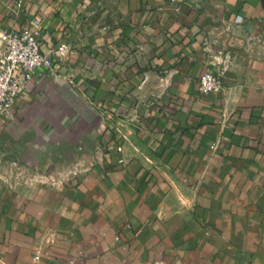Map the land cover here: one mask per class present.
Masks as SVG:
<instances>
[{
	"label": "crops",
	"instance_id": "0c3cea01",
	"mask_svg": "<svg viewBox=\"0 0 264 264\" xmlns=\"http://www.w3.org/2000/svg\"><path fill=\"white\" fill-rule=\"evenodd\" d=\"M22 28L50 66L0 135L56 180L0 201L6 260L264 264V0H0Z\"/></svg>",
	"mask_w": 264,
	"mask_h": 264
},
{
	"label": "built area",
	"instance_id": "2783aa9c",
	"mask_svg": "<svg viewBox=\"0 0 264 264\" xmlns=\"http://www.w3.org/2000/svg\"><path fill=\"white\" fill-rule=\"evenodd\" d=\"M0 44V121H3L20 99L26 83L39 69L49 67L50 60L42 51L37 33L30 28L0 31ZM68 50L67 44L58 47L61 56H65ZM199 89L205 94L222 92V74L215 70L206 71L199 78ZM117 150L123 152V147L118 146ZM39 254L38 251L36 259Z\"/></svg>",
	"mask_w": 264,
	"mask_h": 264
},
{
	"label": "rangeland",
	"instance_id": "374dc122",
	"mask_svg": "<svg viewBox=\"0 0 264 264\" xmlns=\"http://www.w3.org/2000/svg\"><path fill=\"white\" fill-rule=\"evenodd\" d=\"M90 98V97H89ZM148 99V97L143 96ZM92 102L96 104V110L100 113H104L99 103L96 102V98L92 99ZM96 102V103H95ZM108 116L111 118L121 117L122 115L115 111L110 110ZM106 115V114H105ZM0 135V201L4 199H12L14 203L19 204L21 197H30L35 191L36 185L45 181L49 185H52L55 180L50 182L47 178L49 175L40 173V169L36 167L27 166L25 161L20 157V152L17 147L11 149V147L5 143V133L1 132ZM52 159V158H51ZM57 164L65 166L69 163L67 158L57 159ZM50 162L53 161L49 160ZM43 163L44 161H39ZM54 163V161H53ZM55 165V164H54ZM58 165V166H59ZM60 166V167H61ZM63 170V169H62ZM54 178H62L64 175L56 173ZM67 176V175H66ZM2 221L0 220V231H2ZM4 240L2 241V235L0 233V264H13L11 261L5 259L4 255ZM16 264V263H15Z\"/></svg>",
	"mask_w": 264,
	"mask_h": 264
}]
</instances>
